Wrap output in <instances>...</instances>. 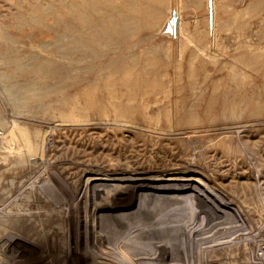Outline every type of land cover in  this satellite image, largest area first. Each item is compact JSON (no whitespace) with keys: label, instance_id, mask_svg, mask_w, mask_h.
Wrapping results in <instances>:
<instances>
[{"label":"rangeland","instance_id":"rangeland-1","mask_svg":"<svg viewBox=\"0 0 264 264\" xmlns=\"http://www.w3.org/2000/svg\"><path fill=\"white\" fill-rule=\"evenodd\" d=\"M61 83L71 88L56 94ZM109 161L158 180L144 197L156 212L141 214L168 221L164 239L159 226L141 239L146 264H252L264 242V0H0V210L26 187L84 193L86 165Z\"/></svg>","mask_w":264,"mask_h":264},{"label":"bare ground","instance_id":"bare-ground-1","mask_svg":"<svg viewBox=\"0 0 264 264\" xmlns=\"http://www.w3.org/2000/svg\"><path fill=\"white\" fill-rule=\"evenodd\" d=\"M26 86L32 93L38 91L36 87L40 91L48 89L36 83ZM70 88L71 85L61 83L53 89L61 94ZM131 128H114L113 131L120 134ZM143 170L136 164L109 161L97 166L86 165L85 175L89 177L84 181V193L78 183L73 184L70 193H45L38 186L29 188L28 192L26 187L27 193H7L1 198L4 207L0 210V264H146L148 259L142 254L148 247L141 245V239L147 240L154 226L161 228L157 237L164 239L163 229L168 220L162 213L155 220L141 214L142 211L156 212L144 197L150 198L153 181H158L143 178L142 175L150 174ZM110 182H119L122 186L113 193H100ZM185 191L180 188L177 193ZM162 195L155 194L152 198ZM124 196L135 197L137 207L124 206L121 203ZM115 215L119 217L117 220ZM224 241L231 242L227 239L220 243ZM15 243L19 245L17 248H13ZM126 243L127 248L120 252L118 249ZM148 252V258L153 260L159 253L154 247ZM258 261L260 258L254 257L252 264H259Z\"/></svg>","mask_w":264,"mask_h":264},{"label":"built area","instance_id":"built-area-1","mask_svg":"<svg viewBox=\"0 0 264 264\" xmlns=\"http://www.w3.org/2000/svg\"><path fill=\"white\" fill-rule=\"evenodd\" d=\"M239 226L235 225L234 228H238ZM240 236L239 234L235 237L231 238L230 240H236V238ZM252 257L254 258H260V261H258L259 264H264V242L258 243L256 249L253 251Z\"/></svg>","mask_w":264,"mask_h":264}]
</instances>
